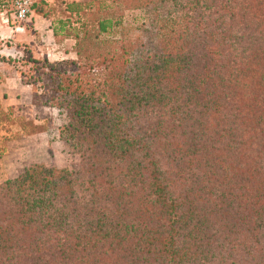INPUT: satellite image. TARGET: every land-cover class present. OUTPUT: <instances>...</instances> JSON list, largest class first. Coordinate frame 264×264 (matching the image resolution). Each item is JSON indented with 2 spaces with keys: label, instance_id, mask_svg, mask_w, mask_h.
Masks as SVG:
<instances>
[{
  "label": "trees",
  "instance_id": "trees-1",
  "mask_svg": "<svg viewBox=\"0 0 264 264\" xmlns=\"http://www.w3.org/2000/svg\"><path fill=\"white\" fill-rule=\"evenodd\" d=\"M136 1L133 39L73 0L55 35L75 58L23 51L80 161L0 183V264H264V0Z\"/></svg>",
  "mask_w": 264,
  "mask_h": 264
},
{
  "label": "crops",
  "instance_id": "crops-1",
  "mask_svg": "<svg viewBox=\"0 0 264 264\" xmlns=\"http://www.w3.org/2000/svg\"><path fill=\"white\" fill-rule=\"evenodd\" d=\"M71 1L73 0H66L65 3H62L66 15L59 18H55L52 14L45 16L34 11L26 21L18 25L11 26L0 22V41L4 40L2 43L4 47L0 50V55H3L2 52L5 51L4 54L15 59L18 55H22L26 49L33 58H47L51 62L58 59L75 58L72 49L75 39L70 36H60L57 39L55 35L58 20L69 16L65 11V6L67 2ZM75 1L84 2L82 0ZM0 108L8 119L13 120L16 116L27 121L31 119L37 127L33 132H30L21 126H15L14 132L19 136L3 142L0 140V174L18 173L26 163L42 162L44 157H41V161H39L38 154H42L48 149H51V154L55 156L53 145L63 144L57 137L59 128L41 124L48 119L50 124L54 125L56 121L54 116L58 114L62 117L63 115L56 113L58 112L56 108L35 104L32 86L22 81L18 71L0 72ZM46 110L49 116L46 115ZM3 144L4 147H2ZM50 162L51 165H56L55 159ZM46 165H49V162Z\"/></svg>",
  "mask_w": 264,
  "mask_h": 264
},
{
  "label": "rangeland",
  "instance_id": "rangeland-1",
  "mask_svg": "<svg viewBox=\"0 0 264 264\" xmlns=\"http://www.w3.org/2000/svg\"><path fill=\"white\" fill-rule=\"evenodd\" d=\"M82 1H87V2H91L92 4V8H90L88 11L87 16H85V19L87 21H89V25H94L96 18L101 17L99 14H97L96 12H94L95 10H98V7L101 6L102 4H100L101 2H105L104 5L105 7L101 6L103 10H105L106 12L103 11V14H108V15H113L114 17L120 19V26L119 28H117L116 32L112 35H103L104 39H110V40H120L123 38H127V39H133V37H126V35L124 34H128V35H133L137 33V29L142 26L143 24L147 25L146 23L148 21H150V19H148V15L145 14V10L144 8H142L138 2L136 0H82ZM66 0H51L48 2V7L46 8V10L49 12V14H52L55 18H59L61 16L66 15L64 12V6H62V3H65ZM166 10L168 11V8H166ZM159 11V10H158ZM162 13V10L160 9V12ZM173 15H175V12L173 13ZM162 15H166L164 13H162ZM153 17V16H152ZM151 27H149L150 29ZM89 30V34L93 35L95 32V29H93L92 27H88L87 28ZM2 43H4V40L0 41V50L4 47L2 45ZM8 44V43H5ZM1 53V52H0ZM4 56V59L0 61V72H15L18 71L21 77H24V80H26L27 82H31L32 80L30 79V68L32 67V63L28 62V54L25 53L26 55H18L16 59V61H13L11 59H8L7 54L5 51L2 52ZM8 53V52H7ZM6 57V58H5ZM10 57V56H9ZM126 57H130L132 58L131 54H129V56ZM18 59V60H17ZM71 59V58H68ZM64 60V59H63ZM61 59L55 60L54 62H60ZM38 92H40V90H37ZM39 105V104H38ZM47 111V110H46ZM59 113V115H63L62 117L55 115L54 118H56L55 124L52 125L50 124V122L48 121V119H46V122H43L41 125H46V126H53V127H60L62 125H64L67 121L65 113L61 112L60 110L57 109ZM47 116H49L48 111L46 112ZM45 121V120H44ZM61 124V125H60ZM21 126L22 128H24L26 131H30L33 132L35 130L36 125H34V121L29 119L24 120V118H20V116H16V118H14L13 120H10L6 117L5 112L0 108V140L6 141L9 140L10 138L14 139L17 136H19L18 134H15L14 132V128ZM56 136V135H55ZM52 137V135H51ZM57 137L59 138V131H57ZM52 139V138H51ZM60 139V138H59ZM58 145H53V149H54V153L55 156L53 154H51V149L45 150L42 154H38V156L40 157L41 161V157H44L42 162H36V163H41L44 164L47 167H54V168H68L69 166L79 163L80 161V156L79 154L71 151L70 148H68L66 145L64 144H60L57 143ZM2 147H4V144L2 145ZM39 159V158H38ZM56 160V165H51L50 160ZM49 162V165H46V163ZM35 163V162H34ZM1 165V164H0ZM17 176V173L14 174H0V183L5 181V179H12L15 178ZM245 241H251V239L246 236ZM242 256L238 255L237 259H240ZM214 260H217V258H213ZM255 261L258 262V259H256Z\"/></svg>",
  "mask_w": 264,
  "mask_h": 264
},
{
  "label": "built area",
  "instance_id": "built-area-1",
  "mask_svg": "<svg viewBox=\"0 0 264 264\" xmlns=\"http://www.w3.org/2000/svg\"><path fill=\"white\" fill-rule=\"evenodd\" d=\"M40 0H11L10 15L5 16V13H0V22L7 25H18L26 21L32 14V9L35 3Z\"/></svg>",
  "mask_w": 264,
  "mask_h": 264
}]
</instances>
